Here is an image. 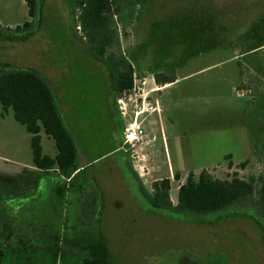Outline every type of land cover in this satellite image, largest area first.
I'll return each instance as SVG.
<instances>
[{"label":"rangeland","instance_id":"374dc122","mask_svg":"<svg viewBox=\"0 0 264 264\" xmlns=\"http://www.w3.org/2000/svg\"><path fill=\"white\" fill-rule=\"evenodd\" d=\"M119 1L122 10L112 21L118 40L106 57L131 63L129 90L113 89L116 71L81 40L75 0H43L37 31L25 41L0 37V63L32 67L51 81L56 78L49 67L64 69L52 86L61 94L60 112L83 167L58 199L52 185L64 181L54 173L38 178L25 168L31 164L30 134L11 112L3 114L0 197L13 193V212L18 214L19 203L27 206L23 212L38 225H50L59 248L64 249L63 238L73 228L81 241L100 232L110 264H264L260 231L238 208L253 202L204 223L176 207L178 188L189 172L197 178L204 169L214 178L238 177L255 187L264 181V0ZM26 20L31 19L25 0H0L1 27L15 29ZM148 72L178 78L159 95L161 130L146 128L155 136L145 149L155 168L146 179L170 182L171 205L164 209L149 206L120 173L116 164L126 148L122 132L120 152L113 151L120 139L113 111L124 112L126 125L143 110L141 82ZM41 137L43 152L53 154L52 138ZM134 149L127 154L139 165L141 155ZM24 172L32 181L15 191L7 187L13 179L19 183ZM147 181L141 189L148 197ZM81 187L78 202L92 197L97 202L90 229L73 218ZM47 210L54 214L46 218Z\"/></svg>","mask_w":264,"mask_h":264},{"label":"trees","instance_id":"16d2710c","mask_svg":"<svg viewBox=\"0 0 264 264\" xmlns=\"http://www.w3.org/2000/svg\"><path fill=\"white\" fill-rule=\"evenodd\" d=\"M42 2L43 0H25L31 20H26L21 26L17 25L15 29L0 26V37L6 40L25 41L32 36L40 23ZM74 5L77 6L75 16L82 32L81 40L99 60L109 63L116 71L112 76L113 89L116 91L131 89L133 83L131 63L124 58L106 57V53L118 40L112 21L122 10L120 1L75 0ZM153 79L156 84L163 85L173 82L176 75L155 72ZM0 107L4 112L11 110L13 118L30 133L34 166L49 168L55 165L65 177H69L75 169L82 167L77 163L78 149L71 132L64 124L55 90L37 69L0 63ZM41 129L54 141L56 153L53 157L41 152L39 135ZM151 188L158 203L162 207H170L169 179L154 180L151 182ZM250 202H253L252 206L238 208L240 213L249 218L260 231L264 249V181H260L258 187H255L252 181L238 177H232L230 180L214 178L204 169L199 172L197 178L189 172L185 182L178 188L176 207L192 221L199 220L204 223L213 220L211 216L232 212L234 206Z\"/></svg>","mask_w":264,"mask_h":264},{"label":"flooded vegetation","instance_id":"af4514ba","mask_svg":"<svg viewBox=\"0 0 264 264\" xmlns=\"http://www.w3.org/2000/svg\"><path fill=\"white\" fill-rule=\"evenodd\" d=\"M122 151L124 154L122 153L116 165L120 173H122V175H127L129 178L128 182L130 187H134L146 202L149 203V206L159 209L168 208L162 207L158 203L153 196L152 188L151 191L147 190L148 197L143 193L141 184L135 178V175H137L136 168L138 167L134 163L136 160L131 154H127L129 151ZM82 170L83 167L75 169L69 177H65L55 165L33 171L34 175L38 178L44 174L54 173L55 176L64 181L63 186H60L58 183L52 185L55 196L57 195L59 199L60 194L64 196L67 192L68 183L74 180ZM27 175L26 172H24L19 183L17 181L13 183L14 179L11 180L12 183L9 181L7 187L13 191L16 190L15 188L17 186L21 188L25 187V184L34 178H29ZM1 190H3V188ZM84 190L85 188L81 187V192H79L80 195L74 203L76 210L73 218L78 222L82 220L85 226H87V229H90V226L96 222L92 217L93 213H96L94 208L97 202L94 197L86 199V204L84 202H78ZM98 193L99 196H102L100 192ZM12 195L13 193H9L8 196L3 195L4 197H0V264H110L105 253L106 246L105 244L103 245L101 241L102 235L100 232L97 234L93 232L92 234H94V236L91 235L88 239L81 241L78 236H76V229L73 228L63 238L65 241L63 243L64 249L59 248L57 243L59 237H55V232L51 230L50 225L46 223L38 225L28 213L23 212L28 211L29 208H26L27 206L19 203L18 214L14 213V206L11 205L12 202H14ZM51 213L54 214L50 210L45 211L46 218L49 214L52 215ZM96 239H99V242L96 241ZM80 252L83 254L80 255ZM97 253H101L102 255L98 256Z\"/></svg>","mask_w":264,"mask_h":264},{"label":"crops","instance_id":"0c3cea01","mask_svg":"<svg viewBox=\"0 0 264 264\" xmlns=\"http://www.w3.org/2000/svg\"><path fill=\"white\" fill-rule=\"evenodd\" d=\"M242 53V52H241ZM244 54V53H243ZM44 70V69H43ZM48 70L51 72V74H54L55 78L53 81L50 80V78H48L47 75H45L43 73L44 76H46L50 83L53 85V82H57V80L64 76V69H61V68H53V67H49ZM65 70H68V69H65ZM178 78H176L173 82H170V83H165L163 85H158L154 82V79H153V73L152 72H148L147 75H144L143 76V80H142V95L144 96V101L146 102V106H144L142 112L140 113L142 119H138V121H140V125L141 127L143 128V132H144V135L142 137V140L136 145V153L138 152L141 157L139 160L142 161L141 164L137 165L138 167L136 168L137 170V175H135V178L139 181L140 184H144L145 181H147L148 178L146 175L154 172V167L152 165H150V162H148L149 158H148V154L145 152V149L151 145L152 141L155 140V136L152 134V136L150 137L147 132H146V128H147V131L149 129L150 130H153L156 125L159 126V129L161 130V127H160V121H159V117H161L162 121H163V109H162V106H161V101L159 99V95L161 93L162 90H164L165 88L169 87L171 84H173ZM149 80H150V83L151 84H148L149 83ZM148 82V83H147ZM147 84V86L145 85ZM145 87V88H144ZM55 89V88H54ZM55 93L59 94V97L57 98V101L60 102V97H61V94L60 92H57L55 91ZM156 93H158V96L156 95ZM12 111L11 110H7L6 112L2 111V115L0 113V116H3V114H6V113H9ZM115 113V118L117 119V125H116V131L118 133V136H120V139H119V144H117L114 148H113V151L114 153H118L120 152V148H121V132H122V129H123V126L125 125V121L127 120L126 117L120 112L118 111L117 109L113 111ZM138 115V116H140ZM13 116V115H12ZM130 119H132V117H130ZM23 126V125H22ZM145 126V127H144ZM24 127V126H23ZM29 133V132H28ZM41 133H44L43 130L41 129L39 131V135H40V146H41V152L42 154H45L43 152V146H42V137H41ZM30 134V133H29ZM45 134V133H44ZM31 136V135H30ZM47 138H49L50 136L46 135ZM53 140V139H52ZM54 143V141H53ZM55 147V146H54ZM56 153V149L55 151L53 152V154L49 155V154H45V155H48L50 157H53ZM28 168V169H31V170H35V171H38L39 168H36L34 165H33V162H32V155H31V164L30 166H25V168ZM152 167V168H151ZM151 168V169H150ZM168 172L171 173L169 171V168H168ZM146 176V177H144ZM159 177H151L147 182H149L148 184L151 185V182L154 181V180H157ZM151 189H149L150 191Z\"/></svg>","mask_w":264,"mask_h":264},{"label":"built area","instance_id":"2783aa9c","mask_svg":"<svg viewBox=\"0 0 264 264\" xmlns=\"http://www.w3.org/2000/svg\"><path fill=\"white\" fill-rule=\"evenodd\" d=\"M120 101H121V99L118 98L117 102H120ZM119 108L121 110L125 109L124 106H119ZM141 112H142V110L135 111L131 121L123 126L122 143L126 147L125 148L126 151H134L135 150L134 148L142 140V137L144 135L143 128L140 125V121H138V119H137L138 115ZM121 113L124 114L123 111H121Z\"/></svg>","mask_w":264,"mask_h":264}]
</instances>
